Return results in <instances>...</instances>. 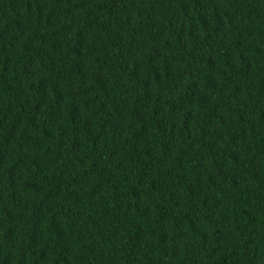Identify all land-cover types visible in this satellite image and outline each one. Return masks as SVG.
Returning a JSON list of instances; mask_svg holds the SVG:
<instances>
[{
	"label": "trees",
	"instance_id": "obj_1",
	"mask_svg": "<svg viewBox=\"0 0 264 264\" xmlns=\"http://www.w3.org/2000/svg\"><path fill=\"white\" fill-rule=\"evenodd\" d=\"M0 264H264V0H0Z\"/></svg>",
	"mask_w": 264,
	"mask_h": 264
}]
</instances>
